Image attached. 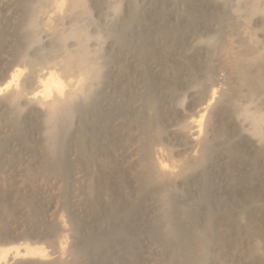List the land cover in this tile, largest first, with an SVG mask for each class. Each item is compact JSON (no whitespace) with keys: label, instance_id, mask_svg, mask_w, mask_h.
<instances>
[{"label":"bare ground","instance_id":"obj_1","mask_svg":"<svg viewBox=\"0 0 264 264\" xmlns=\"http://www.w3.org/2000/svg\"><path fill=\"white\" fill-rule=\"evenodd\" d=\"M0 264H264V0H0Z\"/></svg>","mask_w":264,"mask_h":264}]
</instances>
